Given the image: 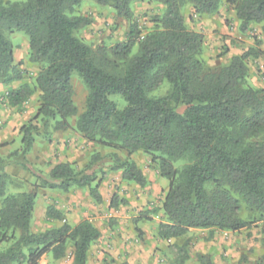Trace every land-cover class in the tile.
I'll return each mask as SVG.
<instances>
[{"label":"trees","instance_id":"obj_1","mask_svg":"<svg viewBox=\"0 0 264 264\" xmlns=\"http://www.w3.org/2000/svg\"><path fill=\"white\" fill-rule=\"evenodd\" d=\"M84 1L110 7L119 18L132 19V6L153 2L161 15L153 17L154 29L141 36L132 24L125 42L93 49L78 37L90 25L76 15ZM222 0H0V85H19L6 93L7 106L20 107L35 94L39 101L32 121L22 126L21 148L12 153L18 163L40 181V188L67 192L87 189L101 202L98 176L120 172L123 181L141 188L147 180L128 158L115 153L93 154L79 171L69 163L53 166L41 178L26 160L37 136L45 129H71L93 144L143 153L158 166L169 182L162 201L165 222L157 228L162 240H177L190 229L238 231L247 226L243 212L255 213L264 224V90L248 85L247 60L259 53L250 48L232 56L227 65L214 69L202 59L203 36L187 28L182 10L191 6L198 16H212ZM242 33L260 25L264 40V0H230ZM22 33L27 39V60L39 69L23 82L21 62L15 64L7 34ZM257 46L261 43L258 41ZM83 82L87 95L77 115L71 76ZM164 83V95L152 96ZM120 96L119 109L110 100ZM8 175L0 159V242H11L0 251V264H37L47 252L53 258L72 247L71 264H86L89 248L99 231L87 221L64 225L42 233L30 232L35 192L7 196ZM115 198V197H113ZM112 198L110 207L116 204ZM125 203V201H121ZM54 213L47 210V215ZM16 235V236H15ZM176 264L186 259L178 250ZM202 264H211L199 257ZM118 264H128L120 262Z\"/></svg>","mask_w":264,"mask_h":264},{"label":"rangeland","instance_id":"obj_2","mask_svg":"<svg viewBox=\"0 0 264 264\" xmlns=\"http://www.w3.org/2000/svg\"><path fill=\"white\" fill-rule=\"evenodd\" d=\"M162 11L163 7L157 3H137L132 6V19H124L117 17L110 7L84 1L76 15L89 19L90 25L81 30L78 37L93 49L107 48L125 42L132 24L137 25L141 36L152 31L153 17L161 15ZM182 13L187 28L203 36L201 59L211 68L219 69L227 65L232 56H238L250 48L255 49L259 55L247 60V83L252 88L264 90V40L260 25H251L242 33L230 0H222L218 12L212 16H198L189 5L183 7ZM7 38L13 45L14 63L21 62L20 69L25 73L23 82H30L39 68L27 60L26 37L20 32H13L7 34ZM258 41L260 46L256 45ZM71 85L73 103L79 115L84 110L87 90L75 73L71 76ZM167 90L168 84L164 83L151 95L161 96ZM6 93L7 91L0 95V108L5 110L9 109L3 101ZM37 95L15 109L16 114L13 112L16 117L24 115L20 125L25 126L33 120L39 105ZM110 100L119 109L125 106L120 96H111ZM75 120L76 117L69 119L71 129H55V122H50L45 129L47 136L35 138L26 160L41 178L47 177L55 163H69L73 169L79 171L87 165L93 154L104 156L115 153L120 160L128 158L133 161L142 170L147 184L141 188L123 181L120 172L108 171L104 179L100 180L98 176L96 180L101 195L99 203L89 196L87 189L72 188L62 192L40 188L38 178L24 169L16 158H12V153L19 149L11 152L8 145L16 141L0 144V159L3 170L9 177L5 185L7 196L26 192L36 194L30 221L31 233H42L64 225L74 227L87 221L100 235L89 248L86 264H176L181 246L185 247L187 253L182 264H202L199 257L208 258L211 264H264V224L255 213L241 214L247 226L238 231L190 229L180 239H160L157 228L165 222L162 201L169 182L160 177L157 164L143 153L127 155L124 151H114L86 141L74 130ZM32 123L39 125L38 121ZM17 145H20V139L17 140ZM112 198L115 207H110ZM1 203L0 199V208ZM48 209L59 216L47 215ZM10 243L0 242V251L6 249ZM71 262L72 247L67 242L62 258H53L49 251L41 256L37 264Z\"/></svg>","mask_w":264,"mask_h":264},{"label":"crops","instance_id":"obj_3","mask_svg":"<svg viewBox=\"0 0 264 264\" xmlns=\"http://www.w3.org/2000/svg\"><path fill=\"white\" fill-rule=\"evenodd\" d=\"M18 85H19L18 83H14L10 86L0 85V95L4 94L5 91L8 92L9 90L16 88ZM15 109H18V107H10L9 106V109H7V110L0 108V144H4L6 142L11 143L13 140H15L16 142L14 144H12V145L10 144V146L8 145V148L10 149L11 152L16 151L18 149L20 150V148H21L22 133L19 132V130L22 127V125H20V123L24 119V117H23L24 115H21V116L17 115L18 117L15 116V114H16ZM13 112L15 114H13ZM19 126H21V127L18 129L17 127H19ZM19 139H20V145H17V140H19ZM28 154H29V152L27 153L26 158H27ZM0 158H2V157L0 156ZM14 163H16V161ZM55 165H56V163L53 164V166H55ZM53 166H51V168Z\"/></svg>","mask_w":264,"mask_h":264}]
</instances>
